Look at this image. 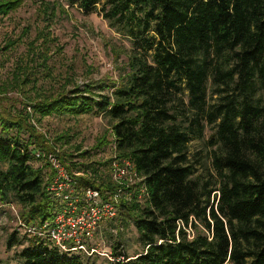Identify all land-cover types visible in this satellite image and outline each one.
I'll return each mask as SVG.
<instances>
[{
    "label": "trees",
    "instance_id": "1",
    "mask_svg": "<svg viewBox=\"0 0 264 264\" xmlns=\"http://www.w3.org/2000/svg\"><path fill=\"white\" fill-rule=\"evenodd\" d=\"M54 2L100 16L128 41L130 55L117 80L101 85L109 93H95L89 84L47 92L31 77L39 68L52 78L47 64L52 49L60 53L61 47L50 33L41 35V44L30 48V64L0 85L1 92L24 96L22 111L0 112V206H16L25 226L51 223L61 208L46 190L53 173L46 175L32 161L49 168L43 153L52 148L32 122L97 115L108 131L95 149L111 144L119 158L133 163L147 191L138 198L141 185L131 187L132 200L120 199L115 217L133 226L141 252L123 257L114 249L107 264H264V0ZM21 4L0 0V17ZM50 11L53 16L54 8ZM184 92L185 102L178 99ZM214 96L217 104L208 105ZM206 128L217 148L213 181L195 179L186 154L190 138ZM56 141L68 143L64 135ZM67 158L77 192L90 188L103 199L116 192L105 158L84 163ZM17 234L10 235L8 247L21 244ZM23 235L28 246L21 264H83L76 252Z\"/></svg>",
    "mask_w": 264,
    "mask_h": 264
},
{
    "label": "rangeland",
    "instance_id": "2",
    "mask_svg": "<svg viewBox=\"0 0 264 264\" xmlns=\"http://www.w3.org/2000/svg\"><path fill=\"white\" fill-rule=\"evenodd\" d=\"M52 8L55 13L50 16ZM46 32L57 40L61 52L56 53L54 49L51 51L52 56L47 65L50 66L52 78H45L46 75H42L39 68L34 70L35 76L31 79L38 80L36 85L39 90L52 92L60 85H65L66 90H70L74 86L82 87L89 84L95 93L110 92L107 91L108 88L100 91V87L117 80L119 69L130 55L128 41L111 29L97 14L84 15L76 6L57 4L54 0H22L21 6L15 12L0 17V85L6 86L7 83H11L16 68L24 69L25 63L30 64L28 62L30 48L41 44L40 37ZM185 95L186 92L182 98H177L185 102ZM22 96L13 90L0 91V112L22 111L24 108ZM176 102L180 105L178 100ZM217 102L216 96L207 98L208 105H216ZM27 112H30L29 108ZM32 124L43 136L46 144L52 148L50 153H43V160L49 168H43V161L41 163L32 161L33 167L41 166L46 175L51 170L50 157H56L66 169L68 155L77 163L103 158L108 161L113 155L111 144L101 151L94 147L96 140L108 131L106 123L97 115L76 118L51 116L43 118L40 123L34 120ZM63 135L67 136L68 143L56 141L58 136ZM209 136L210 131L206 128L199 138L192 136L186 148L188 160L194 167L193 177L200 181L204 179L213 181L211 157L217 148L210 144ZM20 139L25 142L27 135L21 134ZM86 151L88 154L85 158L79 157ZM136 190L137 195L140 194V186ZM19 211L14 205L0 206V264L22 263L20 253L28 246V238H24L22 228L18 232L22 223ZM14 232L18 233L16 239L21 241V244L10 248L7 241ZM85 245L87 252L73 253L83 264H107L114 249L123 257H132L141 252L133 226H126L118 218L103 222Z\"/></svg>",
    "mask_w": 264,
    "mask_h": 264
},
{
    "label": "built area",
    "instance_id": "3",
    "mask_svg": "<svg viewBox=\"0 0 264 264\" xmlns=\"http://www.w3.org/2000/svg\"><path fill=\"white\" fill-rule=\"evenodd\" d=\"M111 151L113 155L108 158L110 177L118 188L107 199L90 188L77 192L73 175L66 171L56 157H50L53 175L46 190L51 200L61 205L60 211L51 223L39 227L21 223L23 233L47 240L63 253L87 252L85 242L92 239L103 222L117 216L120 199L127 202L132 200L131 187L140 184L141 191L137 197H147V191L141 184L143 179L133 163L119 158L114 148Z\"/></svg>",
    "mask_w": 264,
    "mask_h": 264
}]
</instances>
